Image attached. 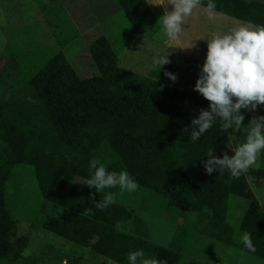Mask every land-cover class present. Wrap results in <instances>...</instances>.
<instances>
[{
	"label": "trees",
	"instance_id": "1",
	"mask_svg": "<svg viewBox=\"0 0 264 264\" xmlns=\"http://www.w3.org/2000/svg\"><path fill=\"white\" fill-rule=\"evenodd\" d=\"M116 1L131 31L141 29L153 14L146 0ZM55 4L41 0V8L36 9L46 26L61 13L60 5ZM206 4L203 0L201 5ZM215 4L216 11L264 24L263 0H215ZM105 22L87 39L73 25L70 36H64L59 27L57 37L52 32L56 43L77 37L87 44L98 74L81 75L67 54L59 51L19 82V92L0 93V264H17L21 259L30 264L31 257L23 255L29 235L20 234L19 221L8 204L10 194L17 197L21 192L23 182L16 168L22 165L32 167L42 196V216L35 222L44 230L121 264H127L128 252L136 249L166 264L181 263L179 249L159 245L144 231L129 229L137 216L135 208L119 198V188L105 190L115 194V203L104 209L95 207L94 201L101 200L104 193L84 183L92 158L101 159L110 170L127 169L139 187L192 213L199 232L264 260V206L250 184L251 179H264V150L257 164L238 179L231 178L227 170L220 174L218 167L211 174L204 170L208 152H215L225 138L230 137L237 146L245 140L250 120L264 115V104L253 111L240 110L244 120L239 131L223 129L217 117L212 127L192 142L191 121L201 110H210L209 101L194 90L199 73L187 88H180L161 80L169 63L160 69L155 65L148 75L122 66V46L127 44L123 40L129 33L116 27L111 30L118 32L111 35ZM32 30L33 25L25 35L17 27L13 29L14 35L20 36L0 55V87H14L15 83H7L5 78L14 80L23 72L16 62L22 61L18 57L24 56L25 48L36 47ZM80 54L86 51L80 50ZM202 64L196 61L199 72ZM228 155H233L232 151ZM232 196L244 203L239 229L228 220ZM245 232L250 233L255 251L244 247L241 237ZM69 256L61 254L60 264H71L64 263Z\"/></svg>",
	"mask_w": 264,
	"mask_h": 264
},
{
	"label": "rangeland",
	"instance_id": "2",
	"mask_svg": "<svg viewBox=\"0 0 264 264\" xmlns=\"http://www.w3.org/2000/svg\"><path fill=\"white\" fill-rule=\"evenodd\" d=\"M42 1L44 3H55L56 1L55 5L61 7V13L51 19L50 26L44 25L43 21L38 18L36 9L41 8V0H0V55L10 43H16L15 40L20 36L19 33L16 34L17 36L14 35L15 27L21 34L24 31L25 35H28L29 28L33 25L30 33L35 32L33 37L36 42L34 45L36 47L23 50L24 56H17L23 59L21 62L17 59L16 66H22L24 70L19 75L15 74L16 79L14 80L5 78L7 83H15V86L0 87L2 96L19 92L16 89L19 82L43 67L59 51L67 54L81 75L89 76L99 73L91 59L87 44L84 46L82 40L77 37L66 41L64 39L62 42L59 40L58 43L52 40V32L57 37L59 28L64 30V36H70L73 25L79 35L87 39L102 21H106L105 28L111 35H116L115 33L118 32L117 30L112 31V28L120 27L122 32L129 33V36L123 40L127 44L122 46L125 47L120 57L122 66L133 69L136 73L148 75V72L155 66L153 57L161 54L167 55L170 64L167 71L176 74V79L173 81L164 75L161 80L176 87L187 88L192 78L199 73L196 61L204 62L205 60L208 37L214 33L223 34L244 22L216 10H214L215 19L210 20L206 7L200 5L193 10L192 15L185 18L184 28L178 39L168 41L158 23L165 11L172 10L173 6L167 4V0H165V6L150 3L154 9L153 14L138 31H131L128 18L116 0ZM152 2L158 3L159 0H152ZM80 50L86 51V54H80ZM12 69L15 68L12 67ZM236 146L230 137H227L217 145V150L212 151L211 156L223 157L231 151L234 153ZM16 172H19V180L23 182V185H21L19 196L15 197L10 194L8 204L19 221L20 234L29 235L30 242L23 255L31 257L30 264H60L61 254L70 255L64 263L121 264L89 248L76 244L70 245L63 237L41 228L35 221L42 216L40 207L42 196L33 176L32 167L30 165L18 166ZM250 184L258 200L264 206V179H255V181L251 179ZM119 198L135 208L137 222L129 223V229L144 231L153 242L179 249L182 253L180 264H215L216 259H219L222 264H264L261 257L199 232L192 219L194 216L192 213L170 206L167 199L161 195L138 186L132 192L120 191ZM242 202L234 196L230 199L228 220L237 229L240 227L241 214L244 209ZM49 212L50 210H46V213ZM229 249L231 252L228 251ZM27 261L21 259L17 264H24Z\"/></svg>",
	"mask_w": 264,
	"mask_h": 264
},
{
	"label": "clouds",
	"instance_id": "3",
	"mask_svg": "<svg viewBox=\"0 0 264 264\" xmlns=\"http://www.w3.org/2000/svg\"><path fill=\"white\" fill-rule=\"evenodd\" d=\"M147 3L165 6V0L158 3L146 0ZM203 0H167L172 10L165 11L158 23L168 41L178 39L183 31L185 18L192 15L193 10ZM215 0H207L206 12L210 20L215 19ZM167 55L153 57V64L159 69L168 63ZM175 81L176 74L164 73ZM194 90L209 101L210 110H201L199 116L191 121L194 126L191 141L196 142L203 133L212 127L217 117L222 120L223 129L233 128L239 131L244 120L240 112L242 108L253 111L264 104V24L251 21L241 22L223 34H212L208 37L207 52L200 66ZM235 98V99H234ZM246 138L234 148L233 155L224 154L222 158L212 157L204 162V170L211 174L219 168L223 174L227 170L231 178L238 179L248 173L257 164L261 150H264V115L253 118L249 122ZM89 177L84 183L97 192H103V198L95 202L99 209L107 208L116 202V196L106 189L119 188L121 192L135 191L136 180L127 171L110 170L99 158H92L88 165ZM242 243L249 251H255L250 233H243ZM231 252V249L228 250ZM127 264H166L145 254L143 249L129 251Z\"/></svg>",
	"mask_w": 264,
	"mask_h": 264
},
{
	"label": "crops",
	"instance_id": "4",
	"mask_svg": "<svg viewBox=\"0 0 264 264\" xmlns=\"http://www.w3.org/2000/svg\"><path fill=\"white\" fill-rule=\"evenodd\" d=\"M150 6H151V4H150ZM151 7H152V6H151ZM152 10L154 11L153 8H152ZM197 264H201V263H197ZM215 264H222V263H221V261H220L219 259H216V260H215Z\"/></svg>",
	"mask_w": 264,
	"mask_h": 264
}]
</instances>
